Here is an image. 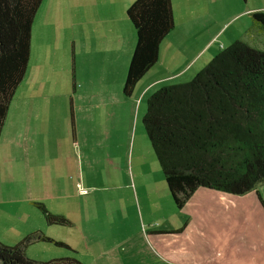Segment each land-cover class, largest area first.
<instances>
[{"label":"rangeland","instance_id":"obj_1","mask_svg":"<svg viewBox=\"0 0 264 264\" xmlns=\"http://www.w3.org/2000/svg\"><path fill=\"white\" fill-rule=\"evenodd\" d=\"M130 1L43 0L33 24L32 61L29 63L44 59V66L54 82V108L41 107L38 117L41 120L39 123L33 120L29 131V125L18 126V115L12 114L3 127L0 135V240L3 242H19L28 235L33 224L42 225L46 220L42 210L31 204L34 195L36 200L44 202L42 200L55 193L56 188L65 195L72 192L79 181L83 194H74L72 199L84 204L90 200L93 205L89 204L88 209L94 212L107 200L132 197L135 184L139 187V179L149 170L167 184L143 121L148 97L163 85L191 80L214 55L236 39L264 49V26L256 25L253 16L247 13L250 8L264 10V0H230L223 7L225 0H216L220 3L218 6L213 0H175L178 19L185 11L206 12L203 16L210 22L220 21L223 26L224 20L239 15L236 22L225 26L222 38L214 43L213 48L218 52L212 57L206 59L204 55L202 59V54L179 77L174 76L173 80L145 91L136 86L133 94L126 95L123 86L130 61L125 66L115 65V69L113 63L100 64L107 45L95 48L91 37L103 35L105 32L98 29L104 25L111 32L117 30L119 36L122 29L126 36L131 35L130 49H134L137 33L127 13ZM128 42L125 37L122 45L119 41L120 57L126 44L128 49ZM91 49L94 50L92 57ZM42 132V137L34 138V134ZM167 192V200L172 202L174 210H180L169 188ZM258 192L264 197V182L245 194H254L257 198ZM261 206L264 208L262 203ZM103 210L117 212L116 207ZM123 210L132 211V203L127 201ZM25 212H31L32 217L28 218ZM132 215L125 216L126 230L135 228ZM28 249L29 257L41 260L56 257L53 256L55 250H70L44 241L33 243Z\"/></svg>","mask_w":264,"mask_h":264},{"label":"trees","instance_id":"obj_2","mask_svg":"<svg viewBox=\"0 0 264 264\" xmlns=\"http://www.w3.org/2000/svg\"><path fill=\"white\" fill-rule=\"evenodd\" d=\"M43 0H0V135L31 56L32 29ZM137 33L123 92L158 61L160 45L174 29L172 0H134L127 8ZM264 26V10L252 12ZM178 207L200 187L245 194L264 182V49L236 39L189 81L166 84L148 97L143 117ZM49 224L72 220L34 201ZM72 246L35 229L15 244L0 240L2 264H85L77 256L40 260L27 248L36 242Z\"/></svg>","mask_w":264,"mask_h":264},{"label":"crops","instance_id":"obj_3","mask_svg":"<svg viewBox=\"0 0 264 264\" xmlns=\"http://www.w3.org/2000/svg\"><path fill=\"white\" fill-rule=\"evenodd\" d=\"M172 1L175 27L162 41L158 61L140 79L137 89L149 90L158 83L165 84L168 79L173 80L174 76L179 77L202 54V59H205L204 55L206 59L212 57L218 52V49L213 48L214 43L222 38L225 26L232 21L236 22L239 15L237 13L229 21L224 20L223 26L220 21L210 22L203 16L206 12L192 13L189 10L178 19L176 1ZM213 1L218 6L222 0ZM229 3L230 0H225L222 7ZM257 9L260 8L248 9V15ZM98 30L110 32L109 35L104 33L91 37L95 48L102 49L107 45L108 50L104 52L100 64L113 63L115 69V65L125 66L126 62L131 61L134 51L130 49L131 35L126 36L120 29L119 36L117 30L111 32L105 25ZM124 37L130 42L128 49L127 44L125 47L128 52L124 49L120 57L122 50L119 49V41L122 45ZM89 54L92 57L94 50L91 49ZM30 63L6 117L8 120L10 114L18 115V126L25 123L29 125L28 131L33 120L38 123L41 120L38 118L41 107L47 105L51 110L54 108V82L44 66V59ZM43 134H34V138L42 137ZM48 161L51 164V160ZM50 172L53 174V168ZM139 183V187L135 184L132 197L120 196L107 200L104 206H99V210L94 212L88 209L89 204L93 205L90 200L84 204L72 199L74 194H83L79 181L72 187V192L65 195L59 193L60 188H56L55 193L47 195V199L42 201L51 211L68 216L72 225L49 224L44 220L42 225L33 224L28 232L42 228L48 235L68 242L75 251L55 250L53 256L75 255L85 264H264V208L261 206V203L264 206V197L261 192H258L256 198L254 194L238 196L200 187L180 210H174L172 202L167 200L168 185L163 178L157 179L149 170L139 179ZM158 192L160 194L157 197ZM32 199L31 204L34 206V201H40L36 200L35 195ZM127 201L132 203L133 210L130 212L123 210ZM106 207H116L117 212H105L103 209ZM25 213L28 218L32 217L31 212ZM129 213H133L131 222L135 228L126 230L124 221Z\"/></svg>","mask_w":264,"mask_h":264}]
</instances>
